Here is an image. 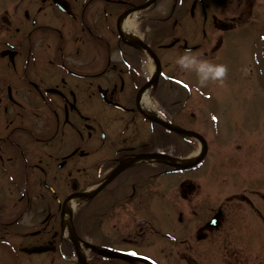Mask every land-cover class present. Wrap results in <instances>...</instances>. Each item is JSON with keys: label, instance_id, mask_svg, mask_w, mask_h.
I'll return each instance as SVG.
<instances>
[{"label": "flooded vegetation", "instance_id": "flooded-vegetation-1", "mask_svg": "<svg viewBox=\"0 0 264 264\" xmlns=\"http://www.w3.org/2000/svg\"><path fill=\"white\" fill-rule=\"evenodd\" d=\"M0 9V264H75L79 253L90 264L122 254L264 264V173L253 172L255 160L264 167V0H17ZM239 49L247 136L228 174L222 132L208 140L206 94L180 86ZM153 118L204 138L197 167L172 166L198 143Z\"/></svg>", "mask_w": 264, "mask_h": 264}, {"label": "rangeland", "instance_id": "rangeland-1", "mask_svg": "<svg viewBox=\"0 0 264 264\" xmlns=\"http://www.w3.org/2000/svg\"><path fill=\"white\" fill-rule=\"evenodd\" d=\"M246 43V40H244L243 45ZM242 51L243 49H239L236 52L238 59L234 57L228 62V65L223 66L226 71L222 76L217 74V69L221 66L216 64L206 65L204 69H192V74L190 73L191 81L193 82V76L200 80L201 82L196 84L200 85L204 93H207L201 114L206 124L210 126L209 132H222L223 141L228 136L231 137L234 134L236 136V133L240 130L246 131L247 127L249 108L247 95L249 91L246 88L247 83L245 85L239 79L240 70L243 65L242 61L245 57V52ZM194 92L198 91L194 90ZM197 106L195 108L192 107V109L196 110ZM230 114L234 117L233 121H231ZM240 134L244 135V133ZM223 150L228 157L236 154L235 148H232L230 145ZM233 166V169H237L236 164H233ZM253 172L258 174L264 173L263 165L253 162ZM158 262L168 264L160 256Z\"/></svg>", "mask_w": 264, "mask_h": 264}, {"label": "clouds", "instance_id": "clouds-1", "mask_svg": "<svg viewBox=\"0 0 264 264\" xmlns=\"http://www.w3.org/2000/svg\"><path fill=\"white\" fill-rule=\"evenodd\" d=\"M187 60V57H182L179 61H178V63H180V64H184L185 63V61ZM226 71V69L223 67V66H221V67H219L218 69H217V74L218 75H223L224 74V72Z\"/></svg>", "mask_w": 264, "mask_h": 264}]
</instances>
